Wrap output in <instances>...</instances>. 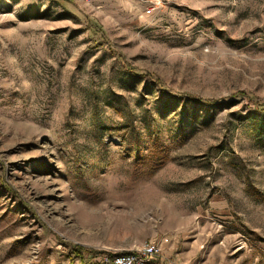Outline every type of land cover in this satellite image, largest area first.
Here are the masks:
<instances>
[{
  "label": "rangeland",
  "instance_id": "1",
  "mask_svg": "<svg viewBox=\"0 0 264 264\" xmlns=\"http://www.w3.org/2000/svg\"><path fill=\"white\" fill-rule=\"evenodd\" d=\"M253 102L264 0H0V264H264Z\"/></svg>",
  "mask_w": 264,
  "mask_h": 264
},
{
  "label": "built area",
  "instance_id": "2",
  "mask_svg": "<svg viewBox=\"0 0 264 264\" xmlns=\"http://www.w3.org/2000/svg\"><path fill=\"white\" fill-rule=\"evenodd\" d=\"M159 255V243L149 240L135 250L114 255L110 260H107V262L109 264H149Z\"/></svg>",
  "mask_w": 264,
  "mask_h": 264
},
{
  "label": "trees",
  "instance_id": "3",
  "mask_svg": "<svg viewBox=\"0 0 264 264\" xmlns=\"http://www.w3.org/2000/svg\"><path fill=\"white\" fill-rule=\"evenodd\" d=\"M61 1H64V2H67L68 0H61ZM243 94V93H242ZM239 96V95H238ZM232 98H236V96L235 95H233V97H231V99ZM185 99H188V100H190V101H196L195 99H194V97H191V96H186V98ZM249 99H251V97L249 96ZM230 103H228V104H231V103H233L234 102V100H231V101H229ZM218 102H216L215 100H204L203 101V104H206V105H210V106H215L216 104H217ZM220 105H222V104H224L223 102H220L219 103ZM253 104H254V106L256 105L257 107L254 109V111H256L257 113L258 112H262L263 113V110H264V103H262V104H259V103H256V102H253ZM258 110H261V111H258ZM163 149V148H162ZM154 152V151H153ZM153 152H148L147 154L148 155H151V157H150V159H153V157L154 156H156V155H158V156H160V154H161V152H160V150L159 149H157L154 153ZM137 155H140V153H136L135 155H134V157H137ZM138 158V157H137ZM74 250H79L78 252H76V254L77 255H79L80 257H82L83 256V254L85 253V252H89V253H91V252H93V250H90V249H81V248H78V247H74ZM158 259H160V256H157L155 259H153L149 264H159V262L160 261H158ZM162 264H165V263H162Z\"/></svg>",
  "mask_w": 264,
  "mask_h": 264
}]
</instances>
